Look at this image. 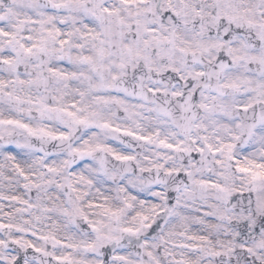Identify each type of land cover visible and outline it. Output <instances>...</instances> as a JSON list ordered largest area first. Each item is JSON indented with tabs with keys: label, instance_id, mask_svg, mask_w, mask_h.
Masks as SVG:
<instances>
[{
	"label": "snow or ice",
	"instance_id": "obj_1",
	"mask_svg": "<svg viewBox=\"0 0 264 264\" xmlns=\"http://www.w3.org/2000/svg\"><path fill=\"white\" fill-rule=\"evenodd\" d=\"M0 264H264V0H0Z\"/></svg>",
	"mask_w": 264,
	"mask_h": 264
}]
</instances>
